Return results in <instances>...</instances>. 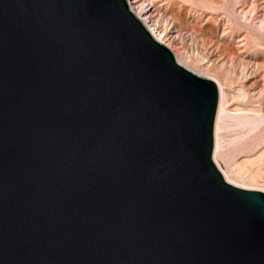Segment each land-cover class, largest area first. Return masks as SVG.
<instances>
[{
  "label": "water",
  "instance_id": "95a60500",
  "mask_svg": "<svg viewBox=\"0 0 264 264\" xmlns=\"http://www.w3.org/2000/svg\"><path fill=\"white\" fill-rule=\"evenodd\" d=\"M218 101L126 0H0V264H264Z\"/></svg>",
  "mask_w": 264,
  "mask_h": 264
},
{
  "label": "rangeland",
  "instance_id": "374dc122",
  "mask_svg": "<svg viewBox=\"0 0 264 264\" xmlns=\"http://www.w3.org/2000/svg\"><path fill=\"white\" fill-rule=\"evenodd\" d=\"M152 1L157 24L172 25L175 43L165 45L175 58L223 88L215 164L231 183L264 192V0Z\"/></svg>",
  "mask_w": 264,
  "mask_h": 264
},
{
  "label": "bare ground",
  "instance_id": "6f19581e",
  "mask_svg": "<svg viewBox=\"0 0 264 264\" xmlns=\"http://www.w3.org/2000/svg\"><path fill=\"white\" fill-rule=\"evenodd\" d=\"M126 1H127L128 6H129V9L140 20V22L145 26V28L151 33V35L155 38V40L163 43L164 45L167 44L168 46H170V44L168 42H170L171 44L175 43V36L173 35L172 25L169 23L171 26L169 24H167V25L165 24L164 27H160V25H159L160 23L157 24V20H154L155 19L154 13H153L154 9L152 10L154 4H153L152 0H150L149 3H147V4H143L142 1H140V0H126ZM176 60L179 64L182 63V62H180L179 59H176ZM181 65L183 66V64H181ZM215 84L217 85L218 92H219V101H218L217 113H216V117H215V119H216L215 123H217L219 118H220L221 112H222V103H223L224 92H223V88H222L220 83L215 82ZM216 134L217 133L215 132V136H216ZM217 145L218 144L216 142L214 147H213V151L217 150ZM224 178L228 182L231 181L228 177H224Z\"/></svg>",
  "mask_w": 264,
  "mask_h": 264
}]
</instances>
